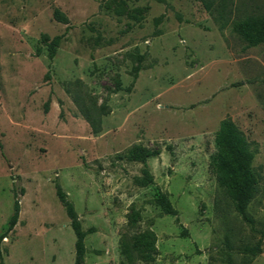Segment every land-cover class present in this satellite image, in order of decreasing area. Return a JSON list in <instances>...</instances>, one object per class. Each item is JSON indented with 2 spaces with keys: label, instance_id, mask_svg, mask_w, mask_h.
<instances>
[{
  "label": "rangeland",
  "instance_id": "1",
  "mask_svg": "<svg viewBox=\"0 0 264 264\" xmlns=\"http://www.w3.org/2000/svg\"><path fill=\"white\" fill-rule=\"evenodd\" d=\"M231 10L230 21L264 0ZM42 34L62 36L53 58ZM226 117L255 150L249 221L210 167ZM135 144L154 153L148 185ZM58 184L91 230L84 264H264V45L200 0H0V236L20 204L5 264H75Z\"/></svg>",
  "mask_w": 264,
  "mask_h": 264
},
{
  "label": "trees",
  "instance_id": "2",
  "mask_svg": "<svg viewBox=\"0 0 264 264\" xmlns=\"http://www.w3.org/2000/svg\"><path fill=\"white\" fill-rule=\"evenodd\" d=\"M162 3H167V0H157ZM233 0H200L204 8L214 16V18L221 22L222 25L231 23L232 31L235 32L248 45L255 46L259 44L264 45V10L257 13L248 14L245 17L229 20L231 13V4ZM62 21H67L66 17L61 13L56 14ZM162 16L156 19L159 22ZM41 39L47 46V51L50 58H53L60 45L62 36L56 35L50 37L48 34H42ZM38 53L41 49L38 48ZM143 56L138 57V63L132 69L133 85L138 73L142 68L141 61ZM83 110L86 119L89 121L94 131L98 129L100 118H91L89 110ZM216 150L210 156V167L216 175L218 184L223 188L229 199L234 205L235 210L245 219L250 220L247 212V207L251 199L257 192L258 180L256 173L252 166L255 156V150L252 143L248 140L245 133L237 126V124L230 118L226 117L221 120L218 130L215 134ZM154 153L147 150L140 144H135L129 150V157L132 160L140 161L144 164L142 184L148 185L153 182V176L148 168V157ZM57 194L65 207L66 214L70 219L71 227L75 233V264H84L86 253L85 237L88 231L82 227L81 221L75 210L73 203L68 199L67 194L63 191L61 186L57 185ZM156 202L161 207L164 213L177 215V210L172 205L171 201L165 193H161ZM20 204L15 202L14 212L9 219L7 231L13 229L19 217ZM5 231L0 236V243L2 237L5 236ZM248 251L255 255L261 251L260 244ZM0 264H5L3 254L0 249Z\"/></svg>",
  "mask_w": 264,
  "mask_h": 264
}]
</instances>
